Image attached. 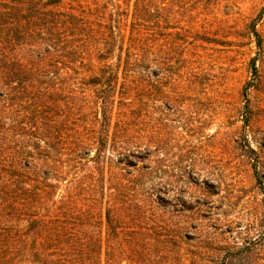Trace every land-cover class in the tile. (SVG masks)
Returning <instances> with one entry per match:
<instances>
[{
  "label": "trees",
  "instance_id": "1",
  "mask_svg": "<svg viewBox=\"0 0 264 264\" xmlns=\"http://www.w3.org/2000/svg\"><path fill=\"white\" fill-rule=\"evenodd\" d=\"M188 4L0 0V264H163L167 240L137 222L167 205L170 178L154 180L163 147L136 110L154 88L195 84L194 66L155 48ZM85 84L95 99H79Z\"/></svg>",
  "mask_w": 264,
  "mask_h": 264
},
{
  "label": "rangeland",
  "instance_id": "2",
  "mask_svg": "<svg viewBox=\"0 0 264 264\" xmlns=\"http://www.w3.org/2000/svg\"><path fill=\"white\" fill-rule=\"evenodd\" d=\"M188 2L184 30L160 36L155 48L194 66L195 84L154 88L136 110L163 147L156 160L164 172L154 180L170 178L158 186L167 205L137 225L167 240L163 264H264V0ZM96 89L85 84L77 95L90 101ZM40 93L50 104L56 94L52 87ZM131 94L141 100V92ZM89 103L88 115L95 100ZM40 110L54 115L50 106Z\"/></svg>",
  "mask_w": 264,
  "mask_h": 264
}]
</instances>
